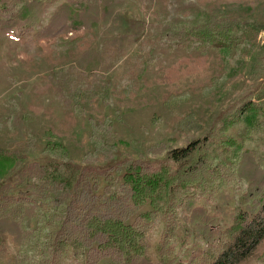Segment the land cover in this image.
<instances>
[{"label":"rangeland","instance_id":"374dc122","mask_svg":"<svg viewBox=\"0 0 264 264\" xmlns=\"http://www.w3.org/2000/svg\"><path fill=\"white\" fill-rule=\"evenodd\" d=\"M119 1L115 12L138 23L135 32L120 30L113 16L88 29L51 30L39 37L35 33L57 16L62 1L53 0L38 13L33 31L0 33V151L16 155L8 172L11 201L0 206V218L17 226L0 234V264H80L70 248L53 251L65 203L55 207L31 194L39 183H49L46 177L60 183L75 178L78 169L115 158L157 161L216 129L200 152L218 165L220 175L209 179L194 203L223 229L231 223L228 215L247 205L248 189L247 180L237 175L238 151L231 144L224 147L225 140L250 150L257 165L247 169L264 174V111L256 125L224 122L243 96L264 86V75L250 78L240 63L246 57L241 49L261 48L264 30L254 25L258 30L236 35L240 44L226 53L200 44L190 33L207 12L264 25V0ZM31 162L46 169L25 171ZM167 206L148 233L147 255L154 262L160 260ZM185 211L178 212L170 239L173 264H201L196 252L205 242L195 225L182 220ZM250 264H264V241Z\"/></svg>","mask_w":264,"mask_h":264},{"label":"trees","instance_id":"16d2710c","mask_svg":"<svg viewBox=\"0 0 264 264\" xmlns=\"http://www.w3.org/2000/svg\"><path fill=\"white\" fill-rule=\"evenodd\" d=\"M49 1L53 0H0V33L7 35L16 31L24 36L26 32L33 31L38 13ZM61 1L57 16H53L36 35L40 37L51 30L88 29L96 26L101 19L113 16L122 31L135 32L138 25L115 12L116 6L122 3L119 0ZM210 14L207 12V18L195 24L190 31L191 38L224 53L235 44H240L235 40L236 35L244 36L252 29L258 30L257 27L264 30V25L255 20L246 24L247 20H242L240 16L231 17L224 12L220 17ZM66 20H70L69 25L65 24ZM254 25L257 27L254 28ZM263 48L264 43L258 52L241 49L246 57L240 63L246 65L245 71L250 78L264 75V54L260 55ZM237 103L234 112L226 116L224 122L230 125H256L264 111V86L258 92L243 96ZM211 133H217V130L212 129L203 139L168 151L165 158L157 161L115 158L104 166L78 169L75 178L70 176L60 183L46 177L49 183H39L31 194L36 196L35 200H51L55 207L65 203L60 215L61 222L54 233L53 251L57 254L70 248L72 254L80 259V264H173L170 239L175 236L179 225L178 212L187 210L182 220L195 225L205 242L204 248L196 252L198 262L250 264L264 241V174L255 167L253 170L247 169L257 165L250 150H244L232 139L225 140L224 147L231 144L238 151L237 175L248 182L247 192L243 196L247 205L243 210L228 215L231 219L228 226L223 229L216 227L218 220L209 215L204 207L194 203L195 197L209 184V179L220 175V171L216 172L215 169L218 165L212 166L206 162L204 154L200 152L211 140ZM15 160V154L0 151V179L4 180L0 183V206L11 201L8 193L12 182L8 172L15 166ZM33 168L43 166L31 162L25 166V171ZM225 176L221 174L222 179ZM22 184L23 180L19 178L18 186ZM29 185L34 187L33 184ZM164 205L168 206L164 210L167 218L159 240L160 260L154 262L147 255L148 233L153 219ZM217 211L226 215L222 208ZM16 229L13 222L7 223L5 218H0V234Z\"/></svg>","mask_w":264,"mask_h":264}]
</instances>
